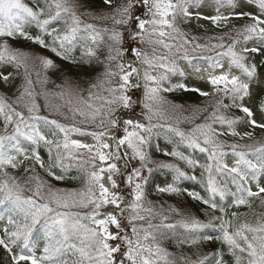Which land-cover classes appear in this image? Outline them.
I'll return each mask as SVG.
<instances>
[{"label":"snow or ice","instance_id":"6c2138e0","mask_svg":"<svg viewBox=\"0 0 264 264\" xmlns=\"http://www.w3.org/2000/svg\"><path fill=\"white\" fill-rule=\"evenodd\" d=\"M103 2L111 8L112 0ZM212 3L215 14L205 15L201 9L206 0H124L110 15L99 17L110 20L113 27H98L91 22L97 17L89 19L79 0H44L43 5L36 0L32 6L25 0H0V86H14V73L7 66L16 73L25 70L15 99L0 95V249L8 264H226L220 250L201 249L205 242H219L231 264H264V143L242 147L221 139H251L252 132L236 130L240 124L264 130V99L255 112L245 103L252 100L253 87L264 84L260 74L264 58L255 60L257 55L264 57V0ZM193 18L229 29L227 44L195 45L214 52L202 57L209 61L211 92L171 83L172 76L184 75L173 49L179 52L190 43L178 25ZM233 19L251 22L230 28ZM33 25L37 32L26 30ZM17 38L80 66L85 73L93 65H103L87 99L80 98L75 107L67 102L71 116L63 118L73 123L41 114L40 94L30 90L34 82L26 61L34 58L45 69L55 63L48 56L14 47L10 40ZM181 58L190 59L186 49ZM223 58L228 70L216 74V69L225 67ZM141 81L143 98L134 99ZM177 89L214 98L203 110L202 122L186 121L191 123L188 128L161 122V93ZM141 105L143 122L125 118ZM233 108L243 115L230 117L221 111ZM74 134L93 142L73 139ZM188 150L203 154L205 161L186 154ZM228 155L235 157L232 164L225 161ZM25 164L22 184L8 169ZM37 166L54 180H81V186L54 188ZM156 172L171 175L170 182L153 186L156 193L199 202L204 218L170 208L180 217L171 221L157 211L148 199ZM186 182L199 185L204 194ZM251 198H259L262 209L252 211V219L248 213L241 219L236 211L229 217L230 205L251 210ZM165 240H174L180 249L187 245L196 250L190 255L183 250L169 252Z\"/></svg>","mask_w":264,"mask_h":264},{"label":"trees","instance_id":"16d2710c","mask_svg":"<svg viewBox=\"0 0 264 264\" xmlns=\"http://www.w3.org/2000/svg\"><path fill=\"white\" fill-rule=\"evenodd\" d=\"M30 6L35 5L36 0H25ZM44 0H40V4L43 5ZM79 5L81 10L84 11H99L101 8L105 7L103 0H79ZM244 21V20H242ZM30 32H37L35 26H31L30 28L26 29ZM10 43L19 48L21 51L25 53L32 54L33 56L36 54H42L44 56H48L54 60L55 67L51 68H35L34 62L36 59L30 58L26 61L27 63V70L31 74V79L33 80V85L29 86L30 90L34 92V94L39 93L40 95L37 98V103L42 106L41 114L42 115H49L50 118H57L62 119V110L65 109L64 101L61 95L65 92V87L70 86L72 91L69 93H75L79 98L85 99L88 96V90L91 88V83H95L97 79L102 75L104 68L103 65H93L89 68L88 72L85 73L84 70L78 65H69L65 61H61L58 57H55L54 54L47 52L46 50L41 49L38 45L31 43L30 41L23 40L21 38H17L15 40H10ZM75 55L77 57L80 56V50L77 49ZM262 58L261 56H255L256 62H259ZM34 65V67H33ZM8 71H12L14 73L15 79L13 82L12 87L5 89L3 86H0V95H8L11 97V100L15 99L13 93L16 92V89L19 88L24 83V68H20L19 72L16 73L15 69L12 66H7ZM38 74V75H37ZM260 74L264 76V68L260 69ZM189 88H192L188 86ZM203 91L210 92V89H205L204 87H198ZM42 90V93L40 92ZM67 93V94H69ZM172 96L176 101L179 103L185 102H193L203 98L198 93L191 92V91H184V90H176ZM54 105H60V112L55 113L53 109H55ZM225 115L233 116L238 115L242 116L243 114L238 112L235 108L222 110ZM202 120V115L197 116L195 119V123H199ZM194 123V122H193ZM0 131H2V121H0ZM242 134L245 131L252 132L253 136L251 139L245 137L244 139H240L239 137H231V136H224L221 139L227 144H239L242 147L245 145H254L260 146L264 143V130L259 128H243L237 130ZM161 146H165V142L163 139L160 141ZM168 148H171V145H167ZM186 154L195 155L197 159L203 163L205 161V156L198 152L192 153L191 150H188ZM42 157L47 160L46 151L41 149ZM156 156H159V153H155ZM161 159L171 160V157H160ZM22 165L18 169H8L10 174L16 176L18 180L23 184L26 177L24 176V167ZM188 170V169H186ZM190 171V170H189ZM37 172L40 176L45 179L49 184H51L54 188L60 189H75L81 186V180H68L65 179L63 181L54 180L52 177L46 175L43 169H40L37 166ZM58 172V170H57ZM200 169L196 170L197 175L199 176ZM72 175H78L75 171H73ZM147 175V173H146ZM171 181V175L165 174L163 172H156L153 174L151 184L149 186V196L148 199L152 201L155 205L157 211L162 212L164 214L169 215L171 221H175L179 219V216H176L174 213L169 211L170 208H178L181 212H191L195 216H199L200 218L203 217V205L199 204V202H195L190 200L186 196H174L168 194H158L153 190V186L155 184L164 185L167 182ZM186 186L189 188H195L198 191H201V194H204L202 189L199 188V185L195 184L194 182H186ZM262 186H264V179ZM253 190L255 191V185H252ZM252 202V209H248L245 206H241L239 208L232 207L231 205L228 207L229 217L231 216V212L236 211L241 215V219H243V214L248 213V218L252 219V211L259 212L261 211V201L259 198H251ZM234 225L239 223V221H233ZM2 227V224H0ZM114 230V229H113ZM163 246L167 248L169 252H178L183 250L187 254H191V252L195 251L196 248L192 247L191 249L185 245L183 249H180L174 240H165L163 242ZM42 247V243H41ZM202 250L206 251H214L220 250L224 255V259L226 264H231V257L228 256L226 248H222L219 242H205L201 246ZM39 254V249L37 250ZM0 264H8V256L4 252L3 249H0Z\"/></svg>","mask_w":264,"mask_h":264},{"label":"rangeland","instance_id":"374dc122","mask_svg":"<svg viewBox=\"0 0 264 264\" xmlns=\"http://www.w3.org/2000/svg\"><path fill=\"white\" fill-rule=\"evenodd\" d=\"M115 4L111 6V8L103 7L99 10L97 19V26H103V27H113V24L110 20H104L100 19L99 17L110 15L112 12L115 11V8L124 2V0H114ZM205 15H211L215 14L214 11V5L212 3V0H206V6H204L201 9ZM255 11V9H251ZM223 11V10H222ZM95 11L87 12L88 16H92ZM96 17V16H95ZM91 19V17H89ZM94 21V20H92ZM251 21L248 20H237L233 19L230 21V28H239L241 25L245 23H250ZM181 32L186 34L187 39L190 41L187 45H185V49L187 50L188 56L190 57L189 60L182 59L184 55L185 49H181L179 52H176L175 49H173V53L176 58V64L183 70L184 75H176L171 77V83H185L191 87H205L210 88V91H212V86L207 83V76L210 71L208 65L209 61L202 59L204 56L214 55V52L206 50L204 48H195L196 44L201 45H211V44H217V43H229V37L226 33H228L229 29L224 27H216L212 24L210 20H196L193 18L190 21L181 23L178 25ZM233 35H235V31L232 32ZM223 36V40H220L219 37ZM171 42V41H170ZM243 42L241 45L238 46L237 50H239V47H242ZM248 46H252V42H249ZM166 51V50H165ZM225 67L224 69H216V74H219L221 71H227L228 70V60L227 58H223L221 61ZM35 68H44L43 65L38 61L35 60L34 62ZM33 65V67H34ZM199 69V71H197ZM232 73L235 75H239V71L236 69L232 70ZM203 77V79H201ZM261 78H264V76L261 75ZM142 84L141 81V90L136 91V96H134V99L136 97L143 98L142 96ZM167 86V85H166ZM264 84H258L257 86L253 87V98L252 100H247L245 103L247 106L252 107L254 112L257 110V105L259 104V101L261 99H264ZM72 91V88L70 86L65 87V92L61 95L63 101H64V107L65 109L62 110V116L68 115L71 116V113L67 111L68 107V101H72L73 107L77 106L79 104L80 98L75 93H69ZM93 91H97L96 89H93ZM40 92L42 93V90L40 89ZM173 92V91H172ZM172 92H166L161 93V95L164 98V101L159 105L160 113L162 114L163 119L161 122H168L173 124H178L181 128H188L191 126V123H195V119L197 116L202 115L203 118V110L208 107L209 104L214 102V98L211 96L209 98H203L197 101L193 102H185V103H178L175 101V99L172 97ZM69 93V94H67ZM88 97V96H87ZM85 98V100L87 99ZM231 101L228 99H225V103H230ZM55 108L60 109V105H54ZM199 110V111H198ZM223 110V109H222ZM221 110V111H222ZM223 112V111H222ZM56 113V112H55ZM125 118H132V119H138L143 122V113H142V105L136 106L135 111L130 113L128 117ZM258 122H261V117L259 114L255 117ZM61 122L66 123H73L71 119L68 121H64V118L60 119ZM186 121H190L186 122ZM202 122V120L200 121ZM81 127H88L87 125H81ZM243 128H252L249 125L246 124H240L237 125V129H243ZM73 139H81L84 142L92 143L91 137H84L80 136L78 134H74ZM235 157L232 155H228L225 157V161L229 164H232ZM146 175V172H145ZM263 179H261V184L263 183Z\"/></svg>","mask_w":264,"mask_h":264}]
</instances>
